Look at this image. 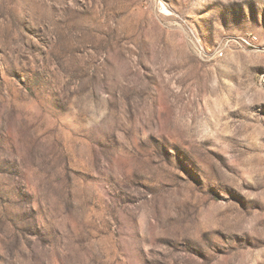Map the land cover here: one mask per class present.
<instances>
[{"label": "rangeland", "instance_id": "obj_1", "mask_svg": "<svg viewBox=\"0 0 264 264\" xmlns=\"http://www.w3.org/2000/svg\"><path fill=\"white\" fill-rule=\"evenodd\" d=\"M0 264H264V0H0Z\"/></svg>", "mask_w": 264, "mask_h": 264}, {"label": "built area", "instance_id": "obj_2", "mask_svg": "<svg viewBox=\"0 0 264 264\" xmlns=\"http://www.w3.org/2000/svg\"><path fill=\"white\" fill-rule=\"evenodd\" d=\"M255 40H256L255 37L249 38V41H250V42H251V41H255ZM222 55H223V53H222L220 50H216V51L214 52V56L217 57V58H221Z\"/></svg>", "mask_w": 264, "mask_h": 264}]
</instances>
